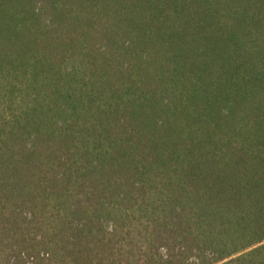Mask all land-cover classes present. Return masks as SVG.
Here are the masks:
<instances>
[{"label":"trees","instance_id":"1","mask_svg":"<svg viewBox=\"0 0 264 264\" xmlns=\"http://www.w3.org/2000/svg\"><path fill=\"white\" fill-rule=\"evenodd\" d=\"M0 264H264V0H0Z\"/></svg>","mask_w":264,"mask_h":264}]
</instances>
